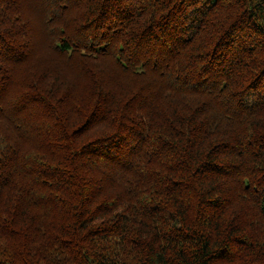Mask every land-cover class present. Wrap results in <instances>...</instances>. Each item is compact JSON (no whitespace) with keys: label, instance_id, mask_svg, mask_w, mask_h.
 Instances as JSON below:
<instances>
[{"label":"trees","instance_id":"16d2710c","mask_svg":"<svg viewBox=\"0 0 264 264\" xmlns=\"http://www.w3.org/2000/svg\"><path fill=\"white\" fill-rule=\"evenodd\" d=\"M0 264H264V0H0Z\"/></svg>","mask_w":264,"mask_h":264}]
</instances>
